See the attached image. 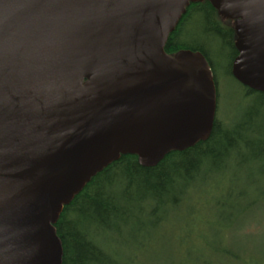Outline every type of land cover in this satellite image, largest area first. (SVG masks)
I'll use <instances>...</instances> for the list:
<instances>
[{"label": "water", "instance_id": "water-1", "mask_svg": "<svg viewBox=\"0 0 264 264\" xmlns=\"http://www.w3.org/2000/svg\"><path fill=\"white\" fill-rule=\"evenodd\" d=\"M196 1L0 0V264H61L54 224L91 177L209 137V62L163 49ZM208 1L234 21L232 77L264 93V0Z\"/></svg>", "mask_w": 264, "mask_h": 264}, {"label": "trees", "instance_id": "trees-1", "mask_svg": "<svg viewBox=\"0 0 264 264\" xmlns=\"http://www.w3.org/2000/svg\"><path fill=\"white\" fill-rule=\"evenodd\" d=\"M187 32L192 37L184 38ZM202 36L223 40L233 58L237 55L233 21L219 15L208 0L188 4L163 49L169 55L181 49L200 51L212 68L216 87L215 69L208 46L200 41ZM231 62L228 73L232 77ZM238 84L242 91L233 116L222 119L215 115L206 140L171 150L152 167L141 166L135 154L120 155L85 183L63 206L54 224L62 246L61 264H214L216 258L241 260L230 244L206 242L201 235L205 224L202 181L229 165L250 172L254 162L264 160V149H255L258 104L244 108L242 104L253 94L264 102V93ZM261 169L264 173V163ZM234 185L220 190L223 200L217 206L222 211L231 209L239 218L264 196V191L240 204ZM214 187L218 192V186ZM227 198L236 200L228 202ZM193 230L199 232L191 239L189 232ZM163 235L175 243L163 241Z\"/></svg>", "mask_w": 264, "mask_h": 264}, {"label": "rangeland", "instance_id": "rangeland-1", "mask_svg": "<svg viewBox=\"0 0 264 264\" xmlns=\"http://www.w3.org/2000/svg\"><path fill=\"white\" fill-rule=\"evenodd\" d=\"M185 36L186 39L192 37L189 32L185 33ZM201 40L208 46L210 61L217 78L218 103L216 104L215 115L222 119L230 118L234 114L235 107L238 106L239 95L242 91L238 82L228 73V64L234 59L233 52L223 40L217 41L208 36H202ZM258 96L253 94L245 99L242 104L243 108L255 103L258 104L255 113L257 126L255 149L258 152H263L261 150L264 149V102H260ZM263 163L264 160L254 162L250 172L246 169L238 170V167L229 165L210 179L202 181V194L205 198L201 201L205 205V224L201 235L204 241L220 244L225 241L242 257L241 260L216 258L214 264H243L242 261H246L248 264H264V196L250 206L239 218L233 216L231 209L227 208L226 211H222L217 206V203L223 200L220 190L223 187L233 186L234 183L236 184L234 190H237L235 196L240 204H244L258 194L262 195L264 173H260V171H262L261 164ZM214 185L218 186V192L213 190ZM235 200L236 198H227L228 202H235ZM198 232L199 230L189 232L191 239ZM163 241L172 242V238L168 240L164 236ZM173 242L175 243V240Z\"/></svg>", "mask_w": 264, "mask_h": 264}]
</instances>
